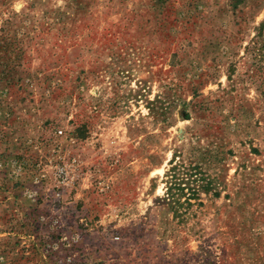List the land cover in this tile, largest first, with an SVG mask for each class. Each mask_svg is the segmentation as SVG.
Returning <instances> with one entry per match:
<instances>
[{"label": "rangeland", "instance_id": "rangeland-1", "mask_svg": "<svg viewBox=\"0 0 264 264\" xmlns=\"http://www.w3.org/2000/svg\"><path fill=\"white\" fill-rule=\"evenodd\" d=\"M0 264H264V0H0Z\"/></svg>", "mask_w": 264, "mask_h": 264}, {"label": "trees", "instance_id": "trees-1", "mask_svg": "<svg viewBox=\"0 0 264 264\" xmlns=\"http://www.w3.org/2000/svg\"><path fill=\"white\" fill-rule=\"evenodd\" d=\"M176 169H177V167H176V166H173V167L171 168V170H170V175H171V173H174V172L176 171ZM172 177H173V176H172ZM171 186H172V185H171ZM177 190H179L180 193H182V194H183V192H184V189H182V188H180V187H179ZM168 191H169V193H168L169 195H173V194H172V191H173V188H172V187H169V188H168ZM191 195L194 196V197H196L197 194H196V192H193V194H191ZM190 199H191V198L186 199V201H185L184 203H181V202H180L181 200L178 199V201H176L175 204H176V206H178V207L181 208V207H183L184 204L190 205V202H189Z\"/></svg>", "mask_w": 264, "mask_h": 264}]
</instances>
